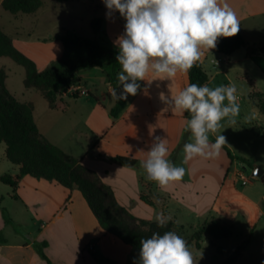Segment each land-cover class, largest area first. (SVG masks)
Segmentation results:
<instances>
[{
    "label": "crops",
    "instance_id": "1",
    "mask_svg": "<svg viewBox=\"0 0 264 264\" xmlns=\"http://www.w3.org/2000/svg\"><path fill=\"white\" fill-rule=\"evenodd\" d=\"M260 1V4L253 8L245 5L242 13L236 14L244 38L246 29L250 31L252 27L254 32L260 30L257 29L256 20L264 16V0ZM2 2L3 0H0L1 7ZM63 3L86 5L85 0ZM117 22L122 28L123 22L119 20ZM0 28L12 38L14 46L19 51L36 63L38 71L45 70L62 52V43L54 38L64 31L53 35H39L35 31L28 34H10L1 23ZM245 40L249 46L262 44L249 43L247 38ZM100 43L104 46V39H101ZM107 50L118 52V47L115 43ZM214 50L217 51L216 48L205 51L198 63L207 74L214 70L215 78L223 76L228 83L230 82L227 80L226 66L232 63V58L245 50L236 58L250 60L247 57V48H242L232 55H223L217 51L216 57L210 58ZM110 58L113 56L106 54V60ZM121 70L122 68L119 72ZM214 75L210 76L207 82L210 88L227 85V82L222 84L216 80ZM147 79L153 80L152 83L149 85L146 81H140L141 89L138 94L127 97L126 109L116 118L111 116V110L118 102L111 97V90L114 87L101 68L80 71L70 88L62 93L54 109L50 107L41 91L47 101V107L51 110L50 116L55 117L57 132L59 135H65V140L61 138L54 140L50 134H44L41 130L36 116L38 102L35 96L20 100L15 93L7 89L19 101L33 103L40 134L67 154L80 159L86 168L95 172L102 182L112 189L117 201L135 217L156 221V216L162 213L165 217H171L170 221L175 225L184 226V222L194 221L196 227L215 221L229 226L233 236L237 230L242 229L250 233L251 240L243 246L235 264L243 260L253 247V242L259 238L262 241L258 244V251H264V182L253 176L257 180L255 183L249 184L248 180L247 185H242L238 172L239 163L244 164L238 160L232 161L223 148L214 158L195 156L187 162L184 160L182 148L174 160L175 151L183 143L188 118L186 112L182 114L161 101L159 94L163 92L168 98L178 95L188 86L189 76L188 73H177L171 80H162V74L157 76L150 72ZM122 91L123 87L118 81V92ZM223 123L216 134H211L212 137L216 139L217 135H224L226 145L233 154L248 160L244 152H241L245 155L242 157L239 155L243 154H237L235 140L227 138L223 129L226 125L225 120ZM247 129L254 130L257 136L264 140L254 127ZM156 136L167 140L169 155L166 158L185 169L182 180L170 182L164 188L148 180L145 170L141 167V162L147 159V150ZM0 152V177L5 174L16 177L20 167L7 159L4 143H0ZM116 157H126L137 162L133 166H127L115 161ZM1 185L4 184L0 182ZM4 186L1 187L4 188L1 191H4L0 192V198H3L2 206H8L7 200H9V214L24 234L12 225L6 224L0 209V234L5 239V242H0V264H48L37 252L38 244L44 245L42 251L53 263L63 264L62 254L56 255L53 248L54 245L65 248L63 239L68 232L73 238L75 249L83 264H91V262L98 264L102 259L113 264V258L115 259V255H111L113 248L132 250L122 240L102 228L78 189L69 190L56 182L37 179L30 175L20 181L16 193L11 187ZM7 188L11 192H8ZM15 194L18 198L13 197ZM37 225L38 233L33 236L31 229ZM25 235H28V240L24 238ZM260 261L264 264V260L260 259Z\"/></svg>",
    "mask_w": 264,
    "mask_h": 264
},
{
    "label": "clouds",
    "instance_id": "2",
    "mask_svg": "<svg viewBox=\"0 0 264 264\" xmlns=\"http://www.w3.org/2000/svg\"><path fill=\"white\" fill-rule=\"evenodd\" d=\"M109 13L119 12L126 21L124 32L116 40L117 63L122 70L117 74L119 85L111 90L114 101L136 96L140 81L149 85L151 72L171 80L177 73H188L204 55L217 47L218 38L234 37L239 32L235 12L221 0H102ZM160 100L174 110L187 112L186 130L189 141L183 146L184 160L195 156L214 158L222 145L227 144L222 134L210 142L221 121L236 123L240 113L235 84L210 88L207 84L189 83L178 95L168 98L163 92ZM227 101V104H225ZM143 151V150H140ZM169 155L167 140L156 136L141 162L146 178L161 188L183 179L185 169L175 165ZM158 227H164L171 217L156 216ZM203 253H200L199 259ZM139 264H199L187 241L173 231L140 240Z\"/></svg>",
    "mask_w": 264,
    "mask_h": 264
},
{
    "label": "trees",
    "instance_id": "3",
    "mask_svg": "<svg viewBox=\"0 0 264 264\" xmlns=\"http://www.w3.org/2000/svg\"><path fill=\"white\" fill-rule=\"evenodd\" d=\"M46 0H3L2 7L12 14H32L40 10ZM57 2H70L72 0H56ZM103 19L95 18L91 26L95 35L103 30ZM62 43L60 56L51 62L49 66L38 71L36 63L19 51L13 44L12 38L5 34L0 28V57H8L14 60L26 70V89L37 88L42 91L52 109L62 93L70 88L80 71L101 68L108 76L111 85L117 88V74L121 66L116 61L117 51L107 50L97 39L81 36L75 30H64L63 33L54 38ZM242 48H247V57L264 74V45L259 50L256 46H249L241 29L238 34L230 38H218L217 51L223 55H232ZM106 54L113 58L106 60ZM189 83L207 84L209 76L200 63L188 72ZM7 74L0 71V143L6 145V157L14 165L20 167L16 177L5 174L0 177V182L12 188L16 193L20 181L25 176L37 179H45L56 182L66 189H78L88 202L92 212L98 219L102 228L126 243L139 255L140 240L151 238L153 233L163 234L166 231L175 232V223L168 220L164 227H158L156 221L142 220L132 215L116 199L112 189L104 184L99 176L86 168L80 159L75 158L61 148L53 145L44 138L39 131L34 116L33 103L19 101L6 87ZM119 93V92H118ZM127 107V100H119L111 110V116L118 117ZM189 119L190 116L186 112ZM258 132V131H257ZM190 131L186 130L181 147L175 151L174 160L177 158L184 144L188 142ZM262 138L263 135L259 134ZM210 140L215 138L210 134ZM232 161H240L249 166L248 161L236 157L226 145L222 147ZM118 161L127 166L136 164V160L126 157H116ZM14 198H18L15 194ZM3 198H0V209L2 210L6 224L12 225L18 230L12 220L8 209L2 206ZM204 234H209L213 239L230 238L232 229L213 221L209 226L203 227L195 233L197 248H201L200 241ZM0 242H5L0 234ZM243 247H238L228 258L225 264H235L241 254ZM40 256L52 264L42 250L38 251Z\"/></svg>",
    "mask_w": 264,
    "mask_h": 264
},
{
    "label": "rangeland",
    "instance_id": "4",
    "mask_svg": "<svg viewBox=\"0 0 264 264\" xmlns=\"http://www.w3.org/2000/svg\"><path fill=\"white\" fill-rule=\"evenodd\" d=\"M223 2H226L235 14H238L242 13L245 5L249 8H253L259 5L261 1L221 0V3ZM85 3L86 5L83 6V4L77 3H60L55 0H46L39 12L35 14H19L18 16L6 12L0 6V23L3 28H5L6 32L10 34H28L31 31H35L36 34L39 35H53L64 30H76L80 34L91 36V38H95L100 42L101 39H104V47L106 49L113 47L116 38L123 34L126 21L120 16L119 12L109 13L102 0H85ZM71 7L74 8L72 9ZM95 18H102L104 21L102 33L97 36L94 35L91 27V21ZM117 20L123 22L122 28L119 26ZM256 25L257 29H260L259 32H254L251 29L252 27L250 31L246 29L245 38H247L249 43H262L256 46L261 50L264 45V16H260L256 20ZM243 51L245 50H242L237 56L233 57L232 63L226 66L227 80H229L230 83L225 81L226 79H224L223 76L215 78L214 70L208 75L209 77L214 75V78L222 84L227 82V85L235 84L237 87V102L240 105V113L235 118V124H231L229 119L225 118L226 125H224L223 129L227 138L235 140L237 154H243L241 152H244L249 158L247 160L249 166L239 163V167L240 169H242V167L246 168L244 173L250 184L257 181L253 177L255 168L259 167L264 170V140H261L254 130L249 131L247 129L249 127H254L259 134L264 136V74L251 59L245 60L243 58H236L240 57V55L244 53ZM215 55H217L216 50H214L210 58L216 57ZM1 70H4L8 76L6 79V87L11 92L15 93L20 100H27L32 96L36 97L38 102L36 116L44 134H50L54 140L59 138L65 140L66 136L63 134L59 135L57 132L55 117L50 116L51 110L47 107V101L43 98L41 91L36 88L29 91L25 89V68L10 58L0 57V71ZM225 104H227V101H225ZM224 120L220 123L224 124ZM239 156L242 157L245 155ZM1 187L5 186H0V192H3L4 190H1L4 188ZM7 189L8 192H11L9 188ZM2 194L4 195V193ZM7 201L9 206L10 202L9 200ZM8 206L5 205L4 207L8 209ZM212 223L213 221H209L196 227L197 225H194L195 223L192 221V223L184 222V226H175V232L187 241L193 255L199 260V264H225L230 255L238 247L247 245L251 240L250 233L242 229L237 230L234 236L232 232L230 238H222L220 240H215L209 234H204L200 241L201 248L198 249L197 240L194 238L195 233ZM38 230V225L32 227V235L35 236ZM18 231L23 233L21 227ZM25 237L26 240H28V235H25L24 238ZM63 240L65 248H61L59 245H54L53 248L56 255L62 254L64 259L63 264H83L80 255L77 254L75 243L69 232L65 234ZM260 241H262L261 238L253 242V247L239 264H262L260 259H262V261L264 260V251H258V244ZM36 248L38 252L39 250H43L44 245L38 244ZM114 249L116 248L111 250V255H115L113 264H115V262L116 264H139V255L131 249L128 248L129 250L125 251L124 249L117 248L113 251ZM200 253H203V255L202 258L199 259ZM50 262L52 264H57L53 263L51 260ZM91 264H94V262H91ZM98 264L109 263L102 259Z\"/></svg>",
    "mask_w": 264,
    "mask_h": 264
},
{
    "label": "built area",
    "instance_id": "5",
    "mask_svg": "<svg viewBox=\"0 0 264 264\" xmlns=\"http://www.w3.org/2000/svg\"><path fill=\"white\" fill-rule=\"evenodd\" d=\"M245 169H246L245 167H242V169H240L239 172H238V177L240 178V181H241L242 185H247L248 184V179H247V177L244 174V170Z\"/></svg>",
    "mask_w": 264,
    "mask_h": 264
},
{
    "label": "water",
    "instance_id": "6",
    "mask_svg": "<svg viewBox=\"0 0 264 264\" xmlns=\"http://www.w3.org/2000/svg\"><path fill=\"white\" fill-rule=\"evenodd\" d=\"M253 176L260 178L264 182V170L263 169L259 167L255 168L253 172Z\"/></svg>",
    "mask_w": 264,
    "mask_h": 264
}]
</instances>
